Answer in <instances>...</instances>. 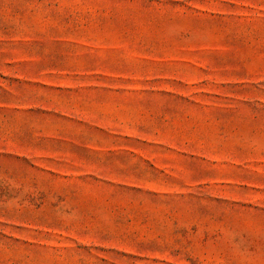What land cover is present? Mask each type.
Instances as JSON below:
<instances>
[{
    "label": "rangeland",
    "instance_id": "1",
    "mask_svg": "<svg viewBox=\"0 0 264 264\" xmlns=\"http://www.w3.org/2000/svg\"><path fill=\"white\" fill-rule=\"evenodd\" d=\"M0 264H264V0H0Z\"/></svg>",
    "mask_w": 264,
    "mask_h": 264
}]
</instances>
